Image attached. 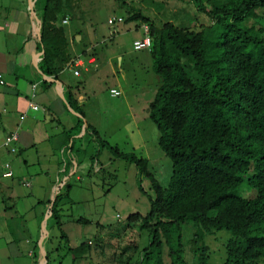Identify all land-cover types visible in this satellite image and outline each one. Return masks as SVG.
<instances>
[{
    "label": "trees",
    "instance_id": "1",
    "mask_svg": "<svg viewBox=\"0 0 264 264\" xmlns=\"http://www.w3.org/2000/svg\"><path fill=\"white\" fill-rule=\"evenodd\" d=\"M192 1L210 24L201 23L200 29L157 24L136 9L124 20L150 27L149 51L160 83L148 116L158 128L159 147L172 161L168 185L157 180L147 157L122 152L88 125L103 148L136 167L141 190L144 176L154 191L148 213L129 216L130 226L140 222V230L148 231L149 243L140 250L132 241L120 262L166 264L167 245L171 264H212L205 239L226 230L224 264H264V0ZM71 8L72 0H45L40 35L47 74L58 70L57 59H70L66 29L56 22ZM243 185L250 194L241 192ZM61 199L58 195L55 207ZM55 207L52 216L59 219ZM187 224L194 232L186 242ZM61 233L60 261L71 255L76 262L91 253V240L70 247ZM100 241L96 238L97 247ZM131 249L134 254L123 258Z\"/></svg>",
    "mask_w": 264,
    "mask_h": 264
},
{
    "label": "crops",
    "instance_id": "2",
    "mask_svg": "<svg viewBox=\"0 0 264 264\" xmlns=\"http://www.w3.org/2000/svg\"><path fill=\"white\" fill-rule=\"evenodd\" d=\"M44 6L45 0H0V74L4 80L0 82V264H64L71 256L60 261L59 248L48 246L51 241L48 231L50 226L58 227L57 220L62 221L63 212L68 208L63 200L72 191V181L82 179L78 173L81 163L91 159L90 172L94 169L102 173L105 169L103 161L99 160L105 148L100 144L93 150L87 147L90 143L98 144L91 128L100 134L101 126L93 120L92 114H101L102 108L93 105L92 98L99 100L103 95L108 99L122 98L125 103L131 101L132 108L141 105L142 111L145 110L140 93L125 92V85H131L130 75L136 77L138 67L151 61L141 58L142 54L150 53L149 49L133 47V42L143 36L135 37L129 50L121 45L103 46L94 40L92 29L69 32L65 25L69 24L70 12L78 9V0H72L73 8L56 22L66 29L70 59L66 63L57 59L58 70L47 74L41 67L45 49L40 35V17ZM66 19L68 22H64ZM140 25L137 28H143ZM112 33L115 36L117 29L112 28ZM133 52L139 55L134 57ZM76 57H81L83 64L69 66ZM112 88L121 90L122 94L112 96ZM145 100L151 102L150 98ZM31 103L39 108H31ZM131 122V129L137 130L132 150H123L119 143L113 146H118L122 152L138 154L144 139L138 131L137 120L132 118ZM88 125L92 126L90 131H87ZM12 132H18L15 153L3 144ZM86 135L89 142L84 139ZM6 163L13 172L10 177L4 175ZM28 182L30 185L26 184ZM58 195H62L63 200L55 207ZM53 207L58 210L59 219L52 216ZM58 229L61 241L64 240L62 229L72 247L62 225ZM48 252H51L50 262ZM78 263L72 260L71 264Z\"/></svg>",
    "mask_w": 264,
    "mask_h": 264
},
{
    "label": "rangeland",
    "instance_id": "3",
    "mask_svg": "<svg viewBox=\"0 0 264 264\" xmlns=\"http://www.w3.org/2000/svg\"><path fill=\"white\" fill-rule=\"evenodd\" d=\"M131 9L141 10L157 24L173 21L177 25H187L193 29H200L201 23L210 24L200 12H197V7L192 0H78V9L70 12L69 24L65 26L71 33H76L82 28L92 29L94 40L102 43L103 46L121 45L124 49L130 50L133 39L144 36V29L140 28V24L143 25L144 22L127 20L117 23L114 27L118 33L114 36L108 19L113 16H123L126 19ZM261 13L264 14V11ZM138 25L140 26L137 28ZM138 55L137 52H133L134 57ZM141 58L151 61L144 62L140 67L136 65L139 73L136 77L130 75L131 85H125V92L128 94L131 90L136 94L140 93L139 97L143 99L141 101L145 110L142 111L141 105V108L138 106L132 108L130 105L132 102L125 103L122 98L108 99L103 95L98 100L94 96L93 105H100L102 109H100L101 114L93 113L92 118L101 125L99 130L102 138L110 140L112 145L119 143L123 150L127 151L132 150L131 145L137 138V130L131 129V119L135 118L140 124L138 131L144 139V144L137 150V155L143 154L150 159L152 172L157 180L166 186L172 174V161L158 145L159 131L147 114L150 101L147 103L145 100L154 99L157 91L156 84L160 83V78L153 69L151 54H142ZM88 138L86 135L84 139L89 142ZM97 145L99 143H90L87 146L88 150H93ZM99 160L105 165L102 173H97L94 169L90 172L91 159L81 163L78 173L82 175V179H73L71 193L64 200L62 199L67 203L68 208L62 211L61 225L69 234L72 247L79 245L87 238L93 241L91 249L93 252L91 251L89 257L85 259L79 258L78 264H122L120 262L121 253L132 241H137L140 250L149 243L148 231L140 230V222H134L130 226L129 216L135 213L147 214L150 209L149 196H154V191L150 180L144 176L141 178L144 191L141 190L136 167L127 160L116 158L109 149L103 150ZM241 192L245 196L251 193L246 185H243ZM79 219L87 222H81ZM193 232L192 225L183 226V236L186 242L192 238ZM48 235L51 238L48 246L61 247L59 253L62 255L65 252L64 241H61L58 227L50 226ZM228 236H230L228 231L221 230L206 237L205 241L210 247L212 264H224L226 260L225 243ZM96 237L104 239V242H98V244L101 243L98 247L95 244ZM139 252L136 256H139ZM133 254L131 249L124 253L123 258ZM164 258L166 264H171L167 245ZM72 260L73 257L69 256L65 263L71 264Z\"/></svg>",
    "mask_w": 264,
    "mask_h": 264
},
{
    "label": "built area",
    "instance_id": "4",
    "mask_svg": "<svg viewBox=\"0 0 264 264\" xmlns=\"http://www.w3.org/2000/svg\"><path fill=\"white\" fill-rule=\"evenodd\" d=\"M124 17L123 16H119V17H110L108 19V23L109 25L112 26V28L114 29L117 23H121L124 22ZM64 22H68V20H64ZM143 29H144V36L141 39H137L133 42V47L135 50H142V49H149L152 47V38H151V34H150V27L147 23L143 24ZM82 65L83 64V59L81 57H76L74 59H72L69 63V66L71 65ZM76 74H79V70L75 71ZM0 82L4 83V80L2 79V74H0ZM35 88V85H34ZM110 94L112 96H120L122 94L121 90L117 89V88H112L110 89ZM31 108L37 110L39 107L34 104L31 103L30 104ZM18 140V132H12L11 134L7 135L4 139V145L5 147H7L9 149L10 152L15 153L17 151V147L15 145V142ZM5 167L7 169V171L4 173L5 176L10 177L13 175V172L10 168V164L6 163ZM27 185H30L29 182L26 183ZM91 243V241H90Z\"/></svg>",
    "mask_w": 264,
    "mask_h": 264
},
{
    "label": "water",
    "instance_id": "5",
    "mask_svg": "<svg viewBox=\"0 0 264 264\" xmlns=\"http://www.w3.org/2000/svg\"><path fill=\"white\" fill-rule=\"evenodd\" d=\"M80 36H77V40H79Z\"/></svg>",
    "mask_w": 264,
    "mask_h": 264
}]
</instances>
